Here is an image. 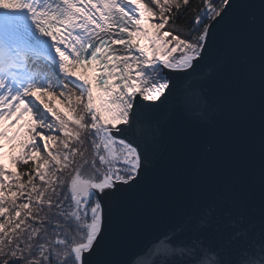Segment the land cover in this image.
<instances>
[{
  "label": "snow or ice",
  "instance_id": "snow-or-ice-1",
  "mask_svg": "<svg viewBox=\"0 0 264 264\" xmlns=\"http://www.w3.org/2000/svg\"><path fill=\"white\" fill-rule=\"evenodd\" d=\"M241 6L0 0V141L16 167L0 163V264H264L242 258V245L226 253L198 238L178 252L167 233L123 262L110 255L125 209L154 170L136 125L215 56L220 29ZM248 6L262 42L264 213V0ZM214 219L210 212L200 225Z\"/></svg>",
  "mask_w": 264,
  "mask_h": 264
},
{
  "label": "water",
  "instance_id": "water-1",
  "mask_svg": "<svg viewBox=\"0 0 264 264\" xmlns=\"http://www.w3.org/2000/svg\"><path fill=\"white\" fill-rule=\"evenodd\" d=\"M241 4L219 31L215 56L135 127L154 170L124 211L110 248L117 261L165 233L175 235L178 252L198 238L226 253L242 245V258L264 259L262 42L258 24H250L255 10L249 0ZM210 212L215 219L203 229Z\"/></svg>",
  "mask_w": 264,
  "mask_h": 264
},
{
  "label": "trees",
  "instance_id": "trees-1",
  "mask_svg": "<svg viewBox=\"0 0 264 264\" xmlns=\"http://www.w3.org/2000/svg\"><path fill=\"white\" fill-rule=\"evenodd\" d=\"M191 2H192L193 5H197V4L200 3V0H191ZM176 23H177V25H182L183 24V19L178 20ZM167 28H168V26L165 27V30H167ZM51 103L54 104L57 108H61V107L66 106V105H61V104L57 103L56 101H51ZM8 156H9V151L7 152L6 157H8ZM3 160H1L0 163L4 164L6 170L16 171V167L10 163L9 157H8V160L7 161H4L3 162ZM30 163H32V162H30ZM23 179H27V178L26 177H23ZM36 182L38 184L40 183L39 180H37ZM0 219H2V218H0Z\"/></svg>",
  "mask_w": 264,
  "mask_h": 264
},
{
  "label": "rangeland",
  "instance_id": "rangeland-1",
  "mask_svg": "<svg viewBox=\"0 0 264 264\" xmlns=\"http://www.w3.org/2000/svg\"><path fill=\"white\" fill-rule=\"evenodd\" d=\"M161 31H166L165 29H162ZM23 121H21V123H22ZM10 134V133H9ZM0 143H3L4 144V148L2 149V151H3V153H4V155H3V157L2 158H0V161L1 160H3L5 157H6V155H7V152L9 151V145H8V143H7V141L5 140V141H0ZM9 157V156H8ZM8 157H6L4 160H3V162L4 161H7L8 160Z\"/></svg>",
  "mask_w": 264,
  "mask_h": 264
},
{
  "label": "bare ground",
  "instance_id": "bare-ground-1",
  "mask_svg": "<svg viewBox=\"0 0 264 264\" xmlns=\"http://www.w3.org/2000/svg\"><path fill=\"white\" fill-rule=\"evenodd\" d=\"M140 43H142V44H143V43H145V41L141 40V41H140Z\"/></svg>",
  "mask_w": 264,
  "mask_h": 264
}]
</instances>
